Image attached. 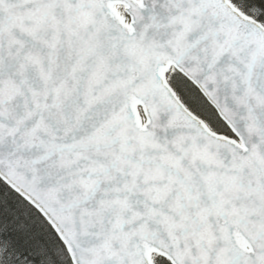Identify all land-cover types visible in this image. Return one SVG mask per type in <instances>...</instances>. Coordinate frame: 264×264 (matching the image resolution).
Here are the masks:
<instances>
[{
  "label": "snow or ice",
  "instance_id": "1",
  "mask_svg": "<svg viewBox=\"0 0 264 264\" xmlns=\"http://www.w3.org/2000/svg\"><path fill=\"white\" fill-rule=\"evenodd\" d=\"M0 264H264V0H0Z\"/></svg>",
  "mask_w": 264,
  "mask_h": 264
}]
</instances>
